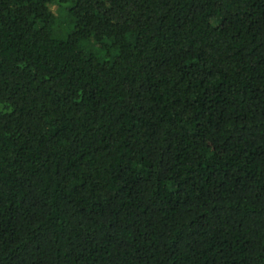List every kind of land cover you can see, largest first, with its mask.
<instances>
[{
  "label": "trees",
  "instance_id": "obj_1",
  "mask_svg": "<svg viewBox=\"0 0 264 264\" xmlns=\"http://www.w3.org/2000/svg\"><path fill=\"white\" fill-rule=\"evenodd\" d=\"M0 264H264V0H0Z\"/></svg>",
  "mask_w": 264,
  "mask_h": 264
},
{
  "label": "rangeland",
  "instance_id": "obj_2",
  "mask_svg": "<svg viewBox=\"0 0 264 264\" xmlns=\"http://www.w3.org/2000/svg\"><path fill=\"white\" fill-rule=\"evenodd\" d=\"M221 3V7L223 8L224 7V4H223V2H220ZM50 9H52V8H50Z\"/></svg>",
  "mask_w": 264,
  "mask_h": 264
}]
</instances>
